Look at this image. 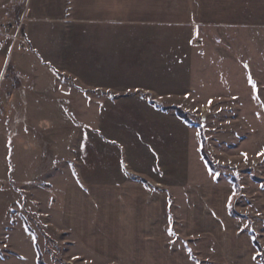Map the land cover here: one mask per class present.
Masks as SVG:
<instances>
[{"label": "crops", "instance_id": "0c3cea01", "mask_svg": "<svg viewBox=\"0 0 264 264\" xmlns=\"http://www.w3.org/2000/svg\"><path fill=\"white\" fill-rule=\"evenodd\" d=\"M256 4L0 0L12 28L0 38V139L14 186L31 191L39 179L59 189L51 215L66 233L114 240L133 254L126 264H184L170 228L187 240L208 237L224 264H257L254 252L242 260L243 246L221 251L237 224L228 195L201 157L197 124L174 112L187 111L195 92L201 26L264 28ZM214 5L226 7L216 22Z\"/></svg>", "mask_w": 264, "mask_h": 264}, {"label": "rangeland", "instance_id": "374dc122", "mask_svg": "<svg viewBox=\"0 0 264 264\" xmlns=\"http://www.w3.org/2000/svg\"><path fill=\"white\" fill-rule=\"evenodd\" d=\"M255 3L264 13V0ZM225 12L226 7L214 5L213 21ZM0 18L1 38L3 33H12V28ZM1 27L6 31L1 32ZM197 36L195 92L185 112L203 132L207 153L216 166L213 177L223 182L218 184L220 192L228 195V212H234L231 216L237 223L227 224L230 235L219 243L221 251L243 246L248 249V255L241 256L243 261L254 252V261L264 264V28L215 24L201 26ZM1 119L0 115L2 139L6 129ZM1 139L0 264H38V255L43 264H126L133 259V254L120 252L114 240H79L66 233L57 215H51L59 212V189L50 191L39 179H33L31 191L14 186L12 170L9 175L6 172L12 157L3 158L6 150ZM35 202L39 204L36 210L30 205ZM234 231L237 238L232 236ZM167 234L184 264H224L218 244L208 237L187 240L171 228Z\"/></svg>", "mask_w": 264, "mask_h": 264}, {"label": "trees", "instance_id": "16d2710c", "mask_svg": "<svg viewBox=\"0 0 264 264\" xmlns=\"http://www.w3.org/2000/svg\"><path fill=\"white\" fill-rule=\"evenodd\" d=\"M174 112L176 113V115L182 119L183 121H185L186 123H191L190 119H189V115L182 111L181 109H174ZM198 131H199V136H200V142H201V148H200V154L201 157L205 163V165L208 167V169H210L211 171H214L216 169V166L212 163L208 153H207V148H206V141L205 138L202 135V130L201 128L198 126ZM232 183H233V189L236 192L237 191V183H236V179H232ZM231 214H234V212H231ZM255 243V247H257L258 249L260 248L259 245L257 244V242L254 240ZM259 251V250H258ZM37 252V251H36ZM41 256L38 255V264H43L41 262Z\"/></svg>", "mask_w": 264, "mask_h": 264}]
</instances>
